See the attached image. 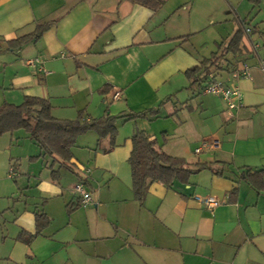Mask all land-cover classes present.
<instances>
[{"label": "crops", "instance_id": "1", "mask_svg": "<svg viewBox=\"0 0 264 264\" xmlns=\"http://www.w3.org/2000/svg\"><path fill=\"white\" fill-rule=\"evenodd\" d=\"M49 21L38 41L0 54V105L44 98L53 117L70 120L79 111L87 120L158 114L119 119L107 153V139L79 135L75 173L24 130L1 135L0 264H264V176L257 188L247 177L264 169V0H162L156 10L128 0H0L2 39ZM241 26L251 29H243L244 55H226L210 75L240 91L229 110L185 72ZM242 61L249 76L232 79ZM135 128L188 168H207L170 188L151 183L140 202L128 163ZM77 183L92 202L69 211ZM196 196L220 204L210 211ZM37 213L48 225L29 243L17 239L35 232Z\"/></svg>", "mask_w": 264, "mask_h": 264}, {"label": "trees", "instance_id": "2", "mask_svg": "<svg viewBox=\"0 0 264 264\" xmlns=\"http://www.w3.org/2000/svg\"><path fill=\"white\" fill-rule=\"evenodd\" d=\"M128 1L143 5L151 10L158 9L162 4V0ZM249 1H252L253 5L259 2V0ZM53 23V21H49L37 24L31 32L19 35L14 39L0 38V54L15 52L28 43L38 41ZM243 29L241 26L227 41L218 44L217 51L212 53L209 58L203 59L198 66L187 69L185 75L190 81V86L203 89L206 83L214 80L210 75L221 68L220 63L226 55L231 54L234 58L244 55ZM107 89L108 86L105 85L99 92H106ZM157 114L158 108H154L138 113L107 114L105 117L87 120L83 117V112L79 111L75 119H59L52 116L51 104L47 99L25 97L19 105L10 103L0 105V136L7 132L24 130L29 138L39 146L43 154L50 156L53 161L59 164V168H66L75 173L71 163L73 158L71 149L79 135L93 131L97 134L99 143L107 139L108 146L103 149V152L107 153L117 146L116 122L119 119L136 121L141 118L156 117ZM131 144L132 149L128 163L131 169L133 192L135 198L140 202L151 183L160 182L170 188L174 181L186 183L191 174L207 168L206 164H201L194 170L188 168L184 159L167 154L162 150V145H159L157 140L151 139L138 128L133 131ZM263 176L264 169L247 174L249 182L255 188L262 183ZM52 177L58 178V171H53ZM80 205V198H78L75 205L69 206V211ZM48 223L49 219L45 214H35V232L33 234L20 232L17 239L25 243L31 242Z\"/></svg>", "mask_w": 264, "mask_h": 264}, {"label": "built area", "instance_id": "3", "mask_svg": "<svg viewBox=\"0 0 264 264\" xmlns=\"http://www.w3.org/2000/svg\"><path fill=\"white\" fill-rule=\"evenodd\" d=\"M244 31L246 34H249L251 32L250 28L245 27ZM257 44L254 42L252 43V49L257 48ZM232 79H238L241 77H248L249 76V65L242 61L239 62L236 68L232 69L230 73ZM203 92L207 94H211L214 96H218L222 98L229 110L236 109L240 106V91L235 85H228L225 84V82L220 80H213L211 82H208L203 87ZM115 99H118L120 97L119 92H115L114 96ZM195 152H200V148H197ZM10 174H14V171L10 169ZM73 192L77 194L80 198L81 205H86L88 203L92 202L91 195L89 192L85 189L84 185L82 183H77L73 187ZM196 201L201 203L204 207L212 211L214 208H216L220 201L214 197H199L196 196Z\"/></svg>", "mask_w": 264, "mask_h": 264}, {"label": "rangeland", "instance_id": "4", "mask_svg": "<svg viewBox=\"0 0 264 264\" xmlns=\"http://www.w3.org/2000/svg\"><path fill=\"white\" fill-rule=\"evenodd\" d=\"M23 131H21V133H22Z\"/></svg>", "mask_w": 264, "mask_h": 264}]
</instances>
